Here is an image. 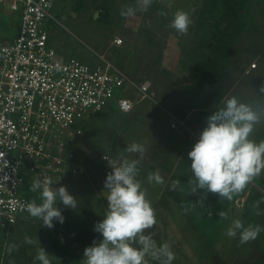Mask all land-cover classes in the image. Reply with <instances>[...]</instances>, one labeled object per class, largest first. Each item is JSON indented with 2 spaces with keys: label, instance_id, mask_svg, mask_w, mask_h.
Segmentation results:
<instances>
[{
  "label": "rangeland",
  "instance_id": "rangeland-1",
  "mask_svg": "<svg viewBox=\"0 0 264 264\" xmlns=\"http://www.w3.org/2000/svg\"><path fill=\"white\" fill-rule=\"evenodd\" d=\"M203 2L154 0L148 11L123 19L119 14L121 8L133 4L134 0H53L50 13L54 20L46 26L49 41L60 58L74 57L96 64L102 56L130 78L150 80L155 101L140 103L128 115L120 114L116 108H105L82 123L83 137L76 150L84 173L78 179H70L68 188L79 204L74 210L58 205L67 217L94 227L106 214L107 203L97 196L87 179H99V176L106 179L112 172L111 166L118 167L124 160L133 159L139 160V178L152 153L161 150L162 143L171 140L179 144L188 130L202 131L207 117L231 97L264 108V92L260 91L264 86V0H247L243 29L232 42L224 65L220 101L211 109L198 108L199 86L208 81L201 78L199 67L211 56L208 28L195 26ZM178 10L187 12L191 19L184 35L169 27ZM19 24V13L10 11L8 3L0 5V40L14 39ZM117 38L122 39L119 45L114 44ZM172 118L184 127H172ZM251 138L257 142L264 140V117L255 126ZM132 143L145 146L142 156L124 151ZM236 196L227 211L228 224L239 219L246 227L264 226V171ZM208 218V222L213 220ZM213 224L214 228L209 226L210 231L219 227V222L213 220ZM50 233L57 246L49 242L42 222L27 213L11 231L0 237V247L3 250L19 242L36 256L37 245L24 243V238L35 240L38 237L50 261L66 264L65 253L83 260L82 248L74 238L66 240L51 229ZM231 239L227 255L211 264H264V231L245 244L239 242V235ZM58 247H64V252ZM204 258L207 261V256ZM146 260L147 264H159L151 257ZM176 261L174 259L172 264H178ZM186 263L195 264L193 260Z\"/></svg>",
  "mask_w": 264,
  "mask_h": 264
},
{
  "label": "built area",
  "instance_id": "built-area-1",
  "mask_svg": "<svg viewBox=\"0 0 264 264\" xmlns=\"http://www.w3.org/2000/svg\"><path fill=\"white\" fill-rule=\"evenodd\" d=\"M5 3L20 24L14 39L0 40L1 235L28 213L33 181L50 177L68 190L70 179L84 173L76 150L84 121L105 108L128 115L155 102L150 80H134L102 56L96 64L60 58L46 26L54 20L53 0H0ZM170 123L184 127L174 118ZM200 132L186 133L195 143Z\"/></svg>",
  "mask_w": 264,
  "mask_h": 264
},
{
  "label": "clouds",
  "instance_id": "clouds-1",
  "mask_svg": "<svg viewBox=\"0 0 264 264\" xmlns=\"http://www.w3.org/2000/svg\"><path fill=\"white\" fill-rule=\"evenodd\" d=\"M154 0H134V3L121 8L120 17L128 19L137 12H146ZM164 14V13H162ZM191 24L190 16L178 10L169 27L178 34L187 33ZM264 92V86L260 88ZM264 117V108L243 102L233 96L225 104L207 117L206 126L198 140L188 152L190 169L194 178L191 193L203 190V194H216L220 199L231 201L244 191L262 171H264V140L252 139L255 126ZM128 153L141 156L146 151L142 143H132L124 149ZM139 160H124L106 176L104 188L107 192V212L97 222L93 231L102 239L94 240L83 252V264H147L146 257L159 261V264H172L175 254L169 244L157 245L145 230L156 223L154 209L146 198L137 180ZM149 182L163 183L159 171L148 174ZM52 178L43 181L36 179L31 191L39 194L40 203L35 200L26 204V211L42 222V227L53 228L55 223H63L64 216L58 205L74 210L78 199L69 193L65 186L56 187ZM175 187V184L173 185ZM201 202V201H200ZM258 209V204L256 205ZM259 210L257 215H259ZM227 219L226 212H220ZM264 231V226L248 225L233 220L225 235L235 238L239 235L241 244L255 240ZM24 243L37 245L35 261L39 264H51L49 254L41 246L38 237H25ZM136 245H139L137 247ZM15 247V246H13Z\"/></svg>",
  "mask_w": 264,
  "mask_h": 264
},
{
  "label": "crops",
  "instance_id": "crops-1",
  "mask_svg": "<svg viewBox=\"0 0 264 264\" xmlns=\"http://www.w3.org/2000/svg\"><path fill=\"white\" fill-rule=\"evenodd\" d=\"M186 140L188 143H185ZM167 141L162 143L160 151L152 153L148 166L141 171L142 175L137 178L156 217L155 225L145 230V234L151 235L157 245L169 244L178 264H184L187 260H193L195 264H211L213 260L218 262L227 255L231 248L232 239L225 235L231 223L228 224L227 219H223L219 222L216 231L214 229L210 231L209 226L214 228L213 220L208 222V216L202 215V207L191 199L199 192L198 190L196 194L191 193L194 178L189 166L188 152L194 142L187 136L181 139L179 144H174L171 140ZM156 171H159L163 177L161 184L150 183L148 180V174ZM87 180L97 196L107 203V192L104 188L105 179H100L99 176V179ZM174 184L175 187H173ZM171 193L178 195L179 200L177 201ZM236 197L234 196L229 201L226 213L228 210L230 211ZM14 226L10 227L5 234L11 231ZM206 256L207 261L204 258Z\"/></svg>",
  "mask_w": 264,
  "mask_h": 264
},
{
  "label": "trees",
  "instance_id": "trees-1",
  "mask_svg": "<svg viewBox=\"0 0 264 264\" xmlns=\"http://www.w3.org/2000/svg\"><path fill=\"white\" fill-rule=\"evenodd\" d=\"M247 0H204L198 15L195 19V26L203 28L205 25L210 33L208 46L211 56L207 58L199 67L200 76L206 83H201L198 90V108L207 110L215 106L221 99L222 80L224 78V65L226 63L230 46L235 38L243 29V12ZM29 198L40 203L39 194L26 189ZM178 201V195L171 193ZM192 201L202 207V215L209 216L216 222L223 219L219 216L220 212H226L229 201L220 199L218 195L207 193L203 190L191 197ZM201 201V202H200ZM61 208V207H60ZM62 210L64 222L55 223L51 230L60 233L66 240H75L84 249L90 246L94 240L102 239L101 235L93 231L90 225H81L74 219L67 217ZM45 233L49 242L57 246V241L50 233V228L44 226ZM2 235L0 234V237ZM73 236V237H72ZM15 246V247H13ZM64 252V247H58ZM27 246L19 242H14L5 247H0V264H39L35 261V255L26 251ZM66 264H83L81 257L71 253H65ZM51 264H57L50 261Z\"/></svg>",
  "mask_w": 264,
  "mask_h": 264
}]
</instances>
